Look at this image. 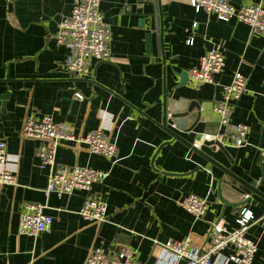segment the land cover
Instances as JSON below:
<instances>
[{"label":"crops","instance_id":"obj_1","mask_svg":"<svg viewBox=\"0 0 264 264\" xmlns=\"http://www.w3.org/2000/svg\"><path fill=\"white\" fill-rule=\"evenodd\" d=\"M73 2L0 0V95L10 94L5 107L0 100V140L7 144V168L17 177L15 185L0 184V264H84L96 246L111 256L126 247L139 264H157L163 250L155 240L189 239L201 248L213 222L222 219L234 228L242 208L255 218L248 232L258 244L253 264H264V198L251 189L264 194V37L247 24L196 12L190 0H100L111 55L94 60L89 76H76L65 69L68 50L56 39ZM231 2L264 8V0ZM215 45L223 49L226 63L217 80L228 84L236 72L248 79L232 114L234 122L249 127L247 144L224 146L228 155L202 141L220 129L213 105L223 98L221 86L196 89L180 78ZM193 101L200 102V121L191 133L176 132L200 143L198 150L220 167L162 128L165 104L169 113ZM44 115L76 135L103 128L117 145L115 159L70 142L56 154L59 166L108 173L93 185L94 197L107 205V220L87 222L79 215L87 197L83 191L45 195L49 171L38 167L39 144L21 132L28 116ZM167 126L175 131L171 122ZM154 184L155 191L145 197ZM190 195L207 200L201 218L180 205ZM245 196L250 201L232 205ZM26 204H43L54 218L37 237L19 234Z\"/></svg>","mask_w":264,"mask_h":264},{"label":"built area","instance_id":"obj_2","mask_svg":"<svg viewBox=\"0 0 264 264\" xmlns=\"http://www.w3.org/2000/svg\"><path fill=\"white\" fill-rule=\"evenodd\" d=\"M196 12L202 10L216 15L222 21L236 20L247 24L253 34L264 37V8L260 5L236 6L231 0H190ZM110 29L100 9V0H74L72 11L60 25L57 42L68 50L64 64L68 73L87 77L92 72L93 61H105L110 58ZM189 44H193L191 38ZM225 55L220 45L210 48L201 57L198 67L190 70L189 85L199 89L204 85L221 86L223 98L214 103L213 109L219 116L220 129L215 134H206L202 141L219 142L222 146L242 147L247 144L249 127L233 121L235 103L243 96L247 88V77L236 72L231 82L222 84L217 77L225 69ZM83 98L82 94H76ZM264 100V91L262 92ZM22 135L36 140L39 144L38 167L49 171L45 195L55 193L58 196H71L76 191H83L87 197L79 215L87 222L107 220V205L93 195V185L103 182L107 172L88 167L59 166L56 162L58 148L63 142H70L76 147H85L93 154H100L108 159H115L117 145L99 128L87 134L76 135L65 123L56 122L52 116L40 118L28 116L22 127ZM195 142L194 147L200 148ZM115 161V160H114ZM17 177L7 168V144L0 140V184H16ZM248 196H245L247 198ZM180 205L194 216L201 218L206 213V198L190 195ZM43 204H26L19 220V234L37 237L49 230L54 218L45 213ZM254 215L247 208H242L236 219V226L228 228L224 220L212 223L207 242L198 248L187 239L168 241L154 245L162 248L157 264H253L258 252V244L248 236L254 223ZM231 250L230 254H224ZM84 264H139L136 253L123 247L114 256L108 254L103 246H96Z\"/></svg>","mask_w":264,"mask_h":264},{"label":"water","instance_id":"obj_3","mask_svg":"<svg viewBox=\"0 0 264 264\" xmlns=\"http://www.w3.org/2000/svg\"><path fill=\"white\" fill-rule=\"evenodd\" d=\"M150 41H151V35H148V45H150ZM180 78H181V83L183 84L187 83L189 79L188 72H182L180 74ZM9 95H10L9 93L5 95H0V100L3 101V107H5V104H6L5 101ZM195 109H197V113L194 112ZM200 110H201L200 102H197V101H193L188 105L186 104L175 105L172 107L169 113H168L167 106L165 104L164 122H163L162 128L166 132H168L169 135L172 136V138H174L175 140H179L183 142L184 144L188 145V147L192 151L200 154L201 156L206 158L208 161H210L212 164L220 167V165L215 160H213L212 158L204 154L203 151L198 150V148L194 147L192 143L185 140V138H183L180 134L176 132V131L184 132L185 134L193 132L196 125L200 121ZM170 122H171L172 128H174L175 131L167 126ZM207 143H209V146H211L214 150H217V149L222 150L225 154L228 155V151L226 150V148L222 146L219 142H207ZM155 187H156V184L152 185L149 188L148 192L145 194V197L153 193L155 191ZM251 189L255 194L264 198V194H262L258 189L253 188V187H251ZM239 197H241V195ZM250 199L251 198L248 197L246 200H240L239 202H236L235 204H232V205L240 206L250 201Z\"/></svg>","mask_w":264,"mask_h":264}]
</instances>
